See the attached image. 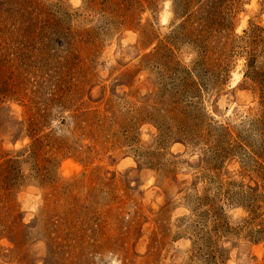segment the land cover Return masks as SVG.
Returning <instances> with one entry per match:
<instances>
[{
	"label": "rangeland",
	"instance_id": "rangeland-1",
	"mask_svg": "<svg viewBox=\"0 0 264 264\" xmlns=\"http://www.w3.org/2000/svg\"><path fill=\"white\" fill-rule=\"evenodd\" d=\"M0 264H264V0H0Z\"/></svg>",
	"mask_w": 264,
	"mask_h": 264
}]
</instances>
